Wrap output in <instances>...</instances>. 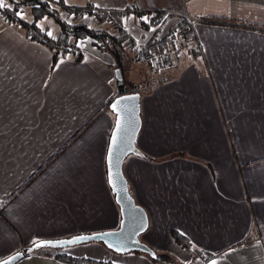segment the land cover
<instances>
[{
	"label": "crops",
	"instance_id": "0c3cea01",
	"mask_svg": "<svg viewBox=\"0 0 264 264\" xmlns=\"http://www.w3.org/2000/svg\"><path fill=\"white\" fill-rule=\"evenodd\" d=\"M50 1L121 12L139 45L151 36L138 11L234 23L192 24L200 54L140 94L144 157H126L122 172L147 216L146 242L162 254L188 255L173 243L176 230L214 256L209 264H264V0ZM0 22L1 262L40 241L117 230L121 216L106 168L112 58L87 39L79 61L53 62L48 46ZM15 264L66 263L33 252Z\"/></svg>",
	"mask_w": 264,
	"mask_h": 264
},
{
	"label": "trees",
	"instance_id": "16d2710c",
	"mask_svg": "<svg viewBox=\"0 0 264 264\" xmlns=\"http://www.w3.org/2000/svg\"><path fill=\"white\" fill-rule=\"evenodd\" d=\"M0 3L5 5V7H0L3 19L8 23L20 25L27 39L48 46L53 52V62L67 55L79 61L82 56L79 46L82 45L83 41L90 40L98 52L108 54L112 58V67L121 71L126 93L138 92L141 94L142 91L139 83L125 80V64L129 62L142 63L151 72H158L163 68L174 66L172 55L176 57L178 53L175 36L177 29H170L165 34L160 35L162 25L171 17V14L166 11L136 12L139 13V27L144 30H152L151 37L144 44L139 45L127 31L121 12L98 10L89 7H67L59 1L53 3L50 0H0ZM25 12H28L29 19L23 17L22 14H25ZM61 12H65L68 16H72L77 20L86 16L93 17L97 21L106 22L111 27V31L67 22L61 16ZM43 19L57 25L58 32L56 36L48 34L49 28L47 26H39L38 22ZM206 22L219 25L234 24L225 19H208ZM186 23L184 19H181L177 27L181 28ZM260 28L264 30L263 26ZM183 37H190L192 46L197 44L191 35V29ZM199 54L198 48H194L191 52V58L196 59ZM170 235L173 243L190 256V261L186 264H209L213 259L214 256L212 254L194 248L190 240L180 232L170 230ZM35 252L54 257L66 264H114L90 258L73 257L51 248H41ZM153 260L163 264H174L166 254H157V258Z\"/></svg>",
	"mask_w": 264,
	"mask_h": 264
},
{
	"label": "water",
	"instance_id": "95a60500",
	"mask_svg": "<svg viewBox=\"0 0 264 264\" xmlns=\"http://www.w3.org/2000/svg\"><path fill=\"white\" fill-rule=\"evenodd\" d=\"M114 74L116 79L118 96L109 105V109L115 115V125L109 139L108 150L109 147L112 146V136L113 133L116 131L117 112L113 111L112 104L115 103L117 100L121 101L118 105V110L121 118L122 129L118 134V143L115 147H113V157L111 162H109L108 160L107 150L106 168L108 184L120 211L121 220L119 228L113 231L83 235L93 236L96 234L113 233V235H106L103 236V238L81 241L77 244L72 245H61L56 244L55 242L62 240H70L74 237L81 235L73 236L71 238L66 239L51 240L52 242H54L52 245H42L40 247H37L36 244L40 243V241L27 248L24 252H18L19 255H17L18 253H16L5 259L9 261V264H15L25 255L31 254L41 248L61 249L67 246H74L89 242H100L109 250L118 254H125L130 252H143L148 254L152 259L157 258V254L153 250L148 248L146 245L142 244L138 239V236L145 232V230L147 229V216L144 210L141 207L137 206L134 200L132 199L128 190L127 181L122 172V164L126 157L130 155L141 158L144 157V155L136 147V138L141 126L140 94L138 92L126 93L120 70H116ZM133 97L135 99H123ZM137 153H139V155H137ZM110 173L112 175V184L109 183ZM113 184L115 185V187H113ZM109 245H111V247H109ZM11 257H16V259L12 260Z\"/></svg>",
	"mask_w": 264,
	"mask_h": 264
},
{
	"label": "rangeland",
	"instance_id": "374dc122",
	"mask_svg": "<svg viewBox=\"0 0 264 264\" xmlns=\"http://www.w3.org/2000/svg\"><path fill=\"white\" fill-rule=\"evenodd\" d=\"M168 14H171V17L168 18L164 24L161 27V32L160 35L165 34L167 31H169L170 29H177L180 30L181 28H184L186 26V24L188 23L189 25L192 26L191 22L186 19L185 17L181 16L180 13L178 14H174V13H170L168 12ZM23 17L25 19H29V15L28 12H25V14H22ZM67 22H73L76 24H79V22L81 24H88L90 17L86 16V18L88 19H84L82 21L74 19L72 16H68L66 13H63L61 15ZM181 19H184L187 23L185 24V26L178 28L177 25L180 22ZM3 21V20H2ZM1 23V22H0ZM45 23H46V19H43L41 21L38 22L40 27H45ZM135 23L138 25V18H135ZM14 28L15 30H17L18 25L14 24ZM48 25L50 26V30H54V28H57V25H55L53 22H48ZM190 26V28H191ZM92 28H97V29H105V25L100 22V21H96L95 23L91 24ZM144 31V30H143ZM177 31L175 33L176 36V42H177V55L175 57V55H172V60L174 63V68L169 67V68H163L162 70L158 71V72H151L148 70V68L146 67V65L142 64V63H135L132 62L131 65L129 66V63L125 64L124 66V75H125V80L127 79H132L134 82L139 83L141 85V91H145V89H147L149 86L153 85L154 83H157L159 81H163L167 78L172 77L173 75H175L179 69L190 60V56L184 51L182 50L181 46H180V42L178 43V41L182 38L181 35H177ZM58 32V30H57ZM56 31H52L51 34L53 36L57 35ZM145 40H147L151 35H152V31L151 30H145L143 33ZM187 35V34H185ZM183 36V35H182ZM143 41H140V43H142ZM114 72L116 70L119 69H114ZM121 72V71H120ZM128 72H131L128 74ZM116 82V79H115ZM151 231H148V233H142L139 235L138 239L139 241L146 245L148 248H150L151 250H153L156 254L160 255L163 252H160L158 249L159 248H154L152 246H150L148 244V242H146L148 240V236L150 235ZM159 246H155V247H160L163 246L162 242L160 244H158ZM65 249L66 251H69L71 253H73L74 257H82V258H90V259H94L97 261H101V262H110V263H116V262H124L127 264H163L160 263L158 261H154L148 254L143 253V252H130V253H125V254H118L115 253L111 250H109L106 246H104L102 243L100 242H89V243H83V244H78V245H74V246H67L65 248H61L60 250ZM59 250V249H56ZM166 255L169 256V259L174 263V264H186L190 261V256L189 255H184L183 253H177V252H173V251H168L167 253H164ZM188 254V253H187Z\"/></svg>",
	"mask_w": 264,
	"mask_h": 264
},
{
	"label": "snow or ice",
	"instance_id": "6c2138e0",
	"mask_svg": "<svg viewBox=\"0 0 264 264\" xmlns=\"http://www.w3.org/2000/svg\"><path fill=\"white\" fill-rule=\"evenodd\" d=\"M0 7H5V5L3 3H0ZM49 35H51V32L48 33ZM123 99H135L134 97L133 98H123ZM120 100H117L115 103L112 104V109L114 112H117V121H116V131L113 133V136H112V141H111V144L112 146L109 147V150H108V160L109 162H111L112 160V157H113V147H115L118 143V134L120 133L121 129H122V124H121V118H120V115H119V110H118V105L120 104ZM137 155H139V153H137ZM109 183L112 184V175L110 173L109 175ZM113 187H115V185L113 184ZM106 235H113V233H103V234H96V235H93V236H77V237H74L73 239H70V240H66V241H56L55 243L56 244H68V245H72V244H77L81 241H87V240H92V239H97V238H103V236H106ZM54 242L52 241H41L40 243L36 244L37 247H40L42 245H52ZM109 247H111V245H109ZM19 255V253L17 254ZM12 260H15L16 257H11ZM0 264H9V261L8 260H4L2 262H0ZM212 264H215V261L212 262Z\"/></svg>",
	"mask_w": 264,
	"mask_h": 264
},
{
	"label": "built area",
	"instance_id": "2783aa9c",
	"mask_svg": "<svg viewBox=\"0 0 264 264\" xmlns=\"http://www.w3.org/2000/svg\"><path fill=\"white\" fill-rule=\"evenodd\" d=\"M174 14H177V13H174ZM181 16H183V17H185L186 19H188L190 22H191V24H193V23H197V22H199V23H206V21L205 20H202V19H197V18H193V17H191V16H189V15H187V14H181ZM0 19H3V16H2V14H1V12H0ZM185 26V25H184ZM183 26V27H184ZM190 26L191 25H189L188 23L186 24V26L184 27V28H181L180 30H178L177 31V35H181V39L178 41V43L180 42V46H181V48H182V50H184L187 54H191V52H192V50L194 49V48H199V46H198V44H196L195 46H192V44L190 43V41H191V38L190 37H183L182 35H184V34H187L188 32H189V30H190Z\"/></svg>",
	"mask_w": 264,
	"mask_h": 264
}]
</instances>
